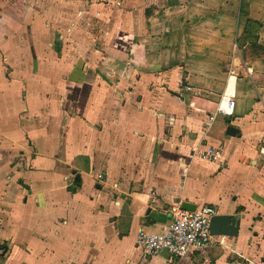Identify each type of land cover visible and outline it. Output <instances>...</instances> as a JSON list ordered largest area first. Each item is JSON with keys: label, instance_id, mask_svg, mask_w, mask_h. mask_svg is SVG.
Here are the masks:
<instances>
[{"label": "crops", "instance_id": "obj_1", "mask_svg": "<svg viewBox=\"0 0 264 264\" xmlns=\"http://www.w3.org/2000/svg\"><path fill=\"white\" fill-rule=\"evenodd\" d=\"M263 33L264 0H0V264H264ZM184 203L213 242L144 254Z\"/></svg>", "mask_w": 264, "mask_h": 264}, {"label": "built area", "instance_id": "obj_2", "mask_svg": "<svg viewBox=\"0 0 264 264\" xmlns=\"http://www.w3.org/2000/svg\"><path fill=\"white\" fill-rule=\"evenodd\" d=\"M231 98L226 97V104L220 106L224 114H233L234 101ZM221 151L220 147H210L204 150L201 156L208 160H217ZM170 213L171 223L165 231L155 233L145 227L140 228L137 244L144 254L153 255L168 251L172 257H184L194 255V251L204 249L213 242L211 224L218 214L215 206L206 204L194 210H187L177 204L171 207Z\"/></svg>", "mask_w": 264, "mask_h": 264}, {"label": "water", "instance_id": "obj_3", "mask_svg": "<svg viewBox=\"0 0 264 264\" xmlns=\"http://www.w3.org/2000/svg\"><path fill=\"white\" fill-rule=\"evenodd\" d=\"M236 132H237V129L235 127H230L229 133L234 134ZM183 207L185 209H189V210H194L195 209V205L190 204V203H184Z\"/></svg>", "mask_w": 264, "mask_h": 264}, {"label": "rangeland", "instance_id": "obj_4", "mask_svg": "<svg viewBox=\"0 0 264 264\" xmlns=\"http://www.w3.org/2000/svg\"><path fill=\"white\" fill-rule=\"evenodd\" d=\"M253 27L255 28L256 26L254 25ZM253 27L251 26V29H252ZM263 38H264V33H263ZM257 51H260V48H258Z\"/></svg>", "mask_w": 264, "mask_h": 264}]
</instances>
